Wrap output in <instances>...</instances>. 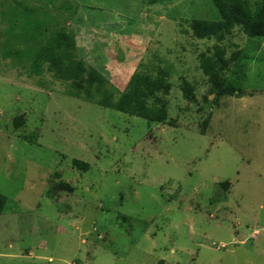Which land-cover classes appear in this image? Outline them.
I'll list each match as a JSON object with an SVG mask.
<instances>
[{"label": "rangeland", "instance_id": "374dc122", "mask_svg": "<svg viewBox=\"0 0 264 264\" xmlns=\"http://www.w3.org/2000/svg\"><path fill=\"white\" fill-rule=\"evenodd\" d=\"M18 3L48 36H76L115 101L133 74L166 71L171 124L73 98L47 67L3 59L4 43L18 46ZM219 19L210 0H0V264H264V38L193 36L195 20ZM217 45L241 55L225 78L240 74L245 96L216 101L200 55Z\"/></svg>", "mask_w": 264, "mask_h": 264}, {"label": "trees", "instance_id": "16d2710c", "mask_svg": "<svg viewBox=\"0 0 264 264\" xmlns=\"http://www.w3.org/2000/svg\"><path fill=\"white\" fill-rule=\"evenodd\" d=\"M217 9L220 19L215 21L195 20L192 23L193 36L198 40L215 39L218 44L224 42L227 36L232 35L236 28H241L250 38H264V3L253 0H210ZM154 2V1H153ZM16 8L21 12L15 19L9 31V38L13 37L18 46L4 43L2 46L3 59H15L16 62L26 63L37 76L45 73V68L55 79L70 83L69 95L73 98L84 99L100 107L112 109L119 113L141 118L149 123L165 125L171 124L168 120V101L172 84L169 74L159 69L156 76L146 73H135L130 78L125 92L118 100H114L113 93L107 89L108 80L99 71L88 68L85 61L76 56V36L66 29H60L49 36L46 27L36 26L31 18L33 11L18 3ZM17 27V28H16ZM19 30L18 32L16 31ZM38 32V33H36ZM22 48H18V47ZM241 58L239 53L226 58L225 49L217 45L212 55H200V68L216 94V101L220 98L245 96L240 90L237 81L225 78L231 61ZM239 61V60H238ZM237 61V62H238ZM183 97L190 103L196 101L195 89L186 80L182 81ZM24 117L16 118L13 123L16 129L24 125ZM209 124V119L203 124L202 134ZM72 165L84 172L90 170L87 163L73 160ZM230 183L221 186L227 188ZM55 191L72 193L71 186L59 182ZM7 199L0 194V215L4 213Z\"/></svg>", "mask_w": 264, "mask_h": 264}]
</instances>
